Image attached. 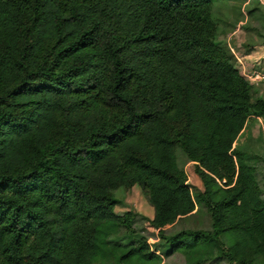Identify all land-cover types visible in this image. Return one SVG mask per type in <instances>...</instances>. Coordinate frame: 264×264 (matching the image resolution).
Wrapping results in <instances>:
<instances>
[{
	"label": "trees",
	"instance_id": "1",
	"mask_svg": "<svg viewBox=\"0 0 264 264\" xmlns=\"http://www.w3.org/2000/svg\"><path fill=\"white\" fill-rule=\"evenodd\" d=\"M214 4L0 0V264H264V160L237 146L264 84L218 42ZM135 186L154 247L112 241L138 234L116 214ZM204 210L212 230L176 229Z\"/></svg>",
	"mask_w": 264,
	"mask_h": 264
},
{
	"label": "rangeland",
	"instance_id": "2",
	"mask_svg": "<svg viewBox=\"0 0 264 264\" xmlns=\"http://www.w3.org/2000/svg\"><path fill=\"white\" fill-rule=\"evenodd\" d=\"M214 14L218 23V42L233 55L234 65L241 68L246 64L248 69L256 70L255 65L264 56V48L258 47L264 44V0H214ZM248 46H257L253 50H247ZM250 52V53H249ZM254 68V69H253ZM264 96V88H260ZM254 101L258 95L254 96ZM237 146L243 151L258 155L264 160V120L251 119L246 132L241 136ZM178 164L187 174L189 184L195 190L204 191L203 182L196 173V166L181 153L178 154ZM260 187L264 191V162L258 164ZM119 205L116 214L125 216L129 213L137 215L134 228L138 234L112 239L115 243L129 244L142 239L148 240L153 247L158 241V232L150 224L142 221L139 216L153 219L154 211L149 205L143 190L135 186L132 189H121L116 193ZM212 221L204 210L194 219L180 223L176 229L212 230ZM169 232L175 230L168 228ZM156 250V248H154ZM162 252V249H160ZM179 258V257H178ZM174 259L170 264H182L180 259Z\"/></svg>",
	"mask_w": 264,
	"mask_h": 264
},
{
	"label": "built area",
	"instance_id": "3",
	"mask_svg": "<svg viewBox=\"0 0 264 264\" xmlns=\"http://www.w3.org/2000/svg\"><path fill=\"white\" fill-rule=\"evenodd\" d=\"M240 70L242 71L243 76L252 85L260 86L261 84H264V72L251 71L246 64H241Z\"/></svg>",
	"mask_w": 264,
	"mask_h": 264
},
{
	"label": "crops",
	"instance_id": "4",
	"mask_svg": "<svg viewBox=\"0 0 264 264\" xmlns=\"http://www.w3.org/2000/svg\"><path fill=\"white\" fill-rule=\"evenodd\" d=\"M261 60H262L261 63H262V65L264 66V56L261 57ZM258 120L262 121V120H264V119H258Z\"/></svg>",
	"mask_w": 264,
	"mask_h": 264
}]
</instances>
